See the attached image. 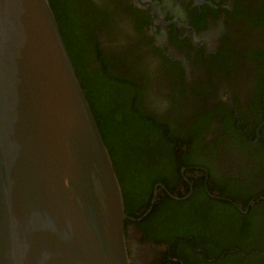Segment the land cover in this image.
<instances>
[{
  "label": "flooded vegetation",
  "instance_id": "1",
  "mask_svg": "<svg viewBox=\"0 0 264 264\" xmlns=\"http://www.w3.org/2000/svg\"><path fill=\"white\" fill-rule=\"evenodd\" d=\"M52 1L134 202L131 264H264V0ZM131 112L173 134L180 164L140 203L157 163L174 172L125 142ZM154 205L149 238L135 222Z\"/></svg>",
  "mask_w": 264,
  "mask_h": 264
},
{
  "label": "water",
  "instance_id": "2",
  "mask_svg": "<svg viewBox=\"0 0 264 264\" xmlns=\"http://www.w3.org/2000/svg\"><path fill=\"white\" fill-rule=\"evenodd\" d=\"M121 185L49 0H0V264H131Z\"/></svg>",
  "mask_w": 264,
  "mask_h": 264
},
{
  "label": "trees",
  "instance_id": "3",
  "mask_svg": "<svg viewBox=\"0 0 264 264\" xmlns=\"http://www.w3.org/2000/svg\"><path fill=\"white\" fill-rule=\"evenodd\" d=\"M51 7L54 11V14L56 16V19L58 21V24L60 26L61 29V33L62 36L65 40V44L67 46L70 58L72 60V63L74 65V68L76 70L77 76L80 80V83L83 87L84 93L89 101L90 107L92 109V112L94 114V117L98 123V127L101 131L103 140L109 150L112 162H113V166L114 169L116 171V174L118 176L120 185H121V189H122V193H123V199H124V206H125V212L128 215L134 216L135 218H138L136 216V214L134 213V211H132L133 209V204L134 202H131L130 196L128 193H126V191H124V187H123V181L120 177L119 174V170L117 168V161L111 151V146H110V141H111V137H110V128L108 127V125L105 123V121L101 118H99V116L97 115V113L94 110V95H91L89 90H88V86L86 85V82L84 84L83 80L80 78L79 76V68L77 66V63L73 57V53H72V48L70 47V43L68 41H66V36L62 30V24L59 20L58 14L56 12V10L54 9V3L52 0H49ZM137 113L135 112H131L130 114H128V118H130V120L128 121V124H130L131 128L130 130L136 135L135 137H137L138 142L137 143V147H136V152L135 155L140 154V155H161L164 153H168L171 156V163L173 164V172L175 173H171L169 175L168 171H165L164 169L158 167V163L156 165L155 168H153V170L151 172H149L146 175V186H145V193L144 195H142L140 198H136L135 201L137 202H141L143 201L146 196L147 193L149 191V189L153 186L154 182H156V180H163V177H166L167 181L171 180V181H176L179 178V174H180V164H178L175 161V155L178 154V150H176V144L172 141L173 138V134H171V132H166V131H161L160 128H155L154 125H146L144 124L143 120L141 119V117L139 115H136ZM145 135V137H144ZM126 135H125V142H126ZM164 139H166L165 141H163ZM180 157V156H179ZM181 157H185V161L187 158V154H182ZM182 164H184V162H182ZM165 183L166 180H164ZM168 184V183H167ZM169 185V184H168ZM170 186V185H169ZM167 203H172L171 199H167L164 204ZM174 203V202H173ZM163 204V205H164ZM161 209V206H156L154 205L152 207L151 212L144 218V219H140L137 222V226L143 227L144 229L147 227V233L149 238H151V236L153 235V229H152V223L156 224L158 223L157 221H153L154 219V215L157 213L158 210ZM125 222L127 223L128 220Z\"/></svg>",
  "mask_w": 264,
  "mask_h": 264
},
{
  "label": "rangeland",
  "instance_id": "4",
  "mask_svg": "<svg viewBox=\"0 0 264 264\" xmlns=\"http://www.w3.org/2000/svg\"><path fill=\"white\" fill-rule=\"evenodd\" d=\"M132 136L135 137L136 135L131 131V136H129V137L126 138V142H129V143L134 142V146L137 147V143H136L134 140H131V138H130V137H132ZM135 138H137V137H135ZM137 142H138V141H137Z\"/></svg>",
  "mask_w": 264,
  "mask_h": 264
}]
</instances>
